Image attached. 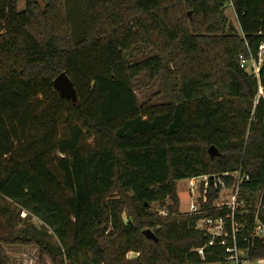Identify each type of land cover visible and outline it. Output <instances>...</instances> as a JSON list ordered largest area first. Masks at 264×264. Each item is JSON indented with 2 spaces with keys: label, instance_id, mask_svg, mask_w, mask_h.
<instances>
[{
  "label": "trees",
  "instance_id": "trees-1",
  "mask_svg": "<svg viewBox=\"0 0 264 264\" xmlns=\"http://www.w3.org/2000/svg\"><path fill=\"white\" fill-rule=\"evenodd\" d=\"M43 1L0 0V264H10L2 242L34 247L38 264L222 261L224 249L196 228L223 217L230 232V208L213 204L221 184L239 170V187L261 190L264 205V62L257 101V79L239 66L264 39V0H73L76 25L70 0ZM61 72L76 102L54 88ZM142 75L158 79L165 102H139ZM232 98L254 105L239 110ZM214 174L216 184L200 185V212L180 213L176 181ZM22 210L52 234L17 227ZM253 210L233 215L238 247L258 259Z\"/></svg>",
  "mask_w": 264,
  "mask_h": 264
},
{
  "label": "rangeland",
  "instance_id": "rangeland-1",
  "mask_svg": "<svg viewBox=\"0 0 264 264\" xmlns=\"http://www.w3.org/2000/svg\"><path fill=\"white\" fill-rule=\"evenodd\" d=\"M40 6L42 7L44 5V1L42 0H36ZM67 9H68V15L71 19V22L73 25H76L77 17L76 12L74 11V1H66ZM19 9H22L24 6V0H18L17 4ZM226 16L227 18L235 25L236 18L232 11V9L227 8L226 9ZM189 13V11L187 12ZM135 94L139 100V102H144L147 100H151L152 103L160 104L166 101V98L162 94L161 85L158 79H154L152 81L145 78L144 75L138 77L135 80ZM232 103L238 108L239 110H246L247 107L253 106L254 102L248 103L245 100H239V99H231ZM232 176L233 184L229 187H226L224 184H221V189L218 192L217 198L213 201V204L216 208H222L224 206L228 207L233 206L235 207V210H245L246 208H256L258 206V202L260 199V193L261 190H257L254 192H249L246 189H241L239 187V178L242 179L244 175L240 174V171H233ZM214 178V182H218L217 175H212ZM245 178V177H244ZM188 179H182L179 181H176L175 187H176V193L178 196V211L180 213H191L190 212V204L194 202L197 205L200 203L199 199L204 200V189L200 190V186L195 184V189L192 193H190V186L188 185ZM220 180H222L220 178ZM216 186V185H215ZM123 196L126 199L130 198V194H119L118 192H113L112 197L113 198H119L120 196ZM169 203V200H166V204ZM1 204V201H0ZM219 206V207H218ZM201 207V206H200ZM127 206L124 204L122 216L126 220V213H127ZM151 210L156 212L159 215L166 214L165 206H160V203L153 202L150 204ZM21 221L19 222V227L23 222H28L32 224L36 229H46L49 234H52L50 230L47 229V227L44 225L43 222H41L39 219H37L35 216L31 215L30 213L22 210L20 213ZM3 219L0 216V228L2 227ZM201 222L198 220L196 221V227L201 228ZM4 234V233H3ZM3 236V235H1ZM4 239V237H3ZM54 240V238H52ZM1 247L3 251L5 252L7 258L10 261V264H38V258H37V250L34 247H19L10 245L8 243H1ZM138 256L137 252L130 251L126 254V259H135ZM65 264H68L67 262ZM202 264H226L224 261H213V262H207Z\"/></svg>",
  "mask_w": 264,
  "mask_h": 264
},
{
  "label": "built area",
  "instance_id": "built-area-1",
  "mask_svg": "<svg viewBox=\"0 0 264 264\" xmlns=\"http://www.w3.org/2000/svg\"><path fill=\"white\" fill-rule=\"evenodd\" d=\"M264 62V39L261 40L257 46V49L255 53H249L248 55H240L239 56V66L242 68L244 71H246L248 74H251L254 76L255 79L258 81V89H257V94L255 100L263 95L262 87L259 84V72L260 68ZM262 123L264 124V118L262 120ZM231 176L232 173H230ZM244 176L242 177V179ZM247 178V177H246ZM242 179L239 178V181ZM188 185L190 186V193L193 195V191L196 188L195 184L201 185L203 184L204 187H207L210 182H214V178L208 175H202V176H196L189 178L188 180ZM219 182H221L219 180ZM195 187V188H194ZM194 202L190 204V212L191 213H197L200 212V203L197 205ZM219 207V206H218ZM230 208L231 213L226 215V218H230V232L226 228L225 221L223 217H218V218H210L207 216H203L199 218L198 220L201 222V228H198L200 230L205 231L209 236V240L207 243V246H214V245H219L224 249V257L223 260L226 264H264V258H258V259H251L249 257V251L248 248H241L238 247L237 245V240H236V234L238 231L239 224L235 222L234 220V211L235 207L233 206H228ZM264 210V205L261 204V200L258 202V206L254 208L252 212H254V220L252 224V231L249 235L250 237H257L261 238L264 237V221L261 220L259 217L260 212H263ZM239 214H245L244 210H239ZM197 220V221H198ZM197 228V227H196ZM228 239H231V243L228 242ZM243 241H247V237H243ZM206 245L202 247L195 248V251L197 252L198 255L201 256V258H204V248Z\"/></svg>",
  "mask_w": 264,
  "mask_h": 264
},
{
  "label": "water",
  "instance_id": "water-1",
  "mask_svg": "<svg viewBox=\"0 0 264 264\" xmlns=\"http://www.w3.org/2000/svg\"><path fill=\"white\" fill-rule=\"evenodd\" d=\"M53 86L58 91V93L65 98L71 100L72 102L77 101V94L76 90L74 88L73 82L68 77V75L65 72L59 73L53 80ZM208 152L211 156L216 154V148L214 146H210L208 148ZM143 234L151 239H155V235L153 232L149 229H145L143 231Z\"/></svg>",
  "mask_w": 264,
  "mask_h": 264
}]
</instances>
